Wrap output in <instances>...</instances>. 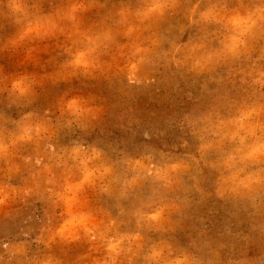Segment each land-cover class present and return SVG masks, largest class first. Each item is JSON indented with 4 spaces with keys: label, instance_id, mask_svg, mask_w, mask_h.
Wrapping results in <instances>:
<instances>
[{
    "label": "rangeland",
    "instance_id": "374dc122",
    "mask_svg": "<svg viewBox=\"0 0 264 264\" xmlns=\"http://www.w3.org/2000/svg\"><path fill=\"white\" fill-rule=\"evenodd\" d=\"M0 264H264V0H0Z\"/></svg>",
    "mask_w": 264,
    "mask_h": 264
},
{
    "label": "clouds",
    "instance_id": "9594fccd",
    "mask_svg": "<svg viewBox=\"0 0 264 264\" xmlns=\"http://www.w3.org/2000/svg\"><path fill=\"white\" fill-rule=\"evenodd\" d=\"M172 55L179 63L191 64L196 62L197 59L203 57L202 50L197 48H177Z\"/></svg>",
    "mask_w": 264,
    "mask_h": 264
}]
</instances>
